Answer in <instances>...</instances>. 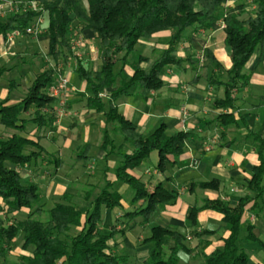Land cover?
<instances>
[{
    "label": "trees",
    "instance_id": "1",
    "mask_svg": "<svg viewBox=\"0 0 264 264\" xmlns=\"http://www.w3.org/2000/svg\"><path fill=\"white\" fill-rule=\"evenodd\" d=\"M36 1V10L15 13L0 23V41L4 43L7 35L16 29L24 33L25 28L36 18L47 14V55L57 60L63 51L72 54L68 39L72 25H81V31L92 32L98 42L100 69L93 72L77 60L76 74L79 80L85 82V107L102 113L104 117L105 125L101 130L99 148L104 151L105 156L118 150L117 153H121L123 160L115 167V182L106 180L104 175L103 184L92 201L90 199L95 188L85 192L83 199L90 201V207L85 213L71 203L67 194L50 209L43 210L39 206L38 185L22 184L19 174L5 165L6 162L16 166L28 165L43 154L42 147L38 141L21 134L0 140V214L11 215L27 210L24 219L10 225H5L0 217V259L10 253L21 233V250L26 254L18 262L11 264H129L128 254L116 253L118 239L123 238L125 248L133 249L124 238L125 234L133 231L139 221L148 223L155 212L162 211L167 203L176 198V192L167 191L162 184H157L149 192L128 171L138 167L152 152H156V169L165 172V165L170 158L174 163L183 153L186 140L194 136L185 132L167 135L164 124H161L151 135L145 137L138 133L134 124L119 114L116 101L128 97L133 89L160 90L164 86L161 80L164 71L183 63L177 56V47L185 39L186 32L194 28H208L221 19L225 34L223 44L230 50L231 68L227 71V81L221 84L224 87V97L220 104L232 109L231 91L239 84L246 83L247 77L243 70L247 61L257 53L259 61L264 62V0H241L244 3L235 5L227 13H224V7L228 0ZM245 2L254 5V13L237 22L234 13L237 10L244 11L247 8ZM163 32L169 33L166 47L154 49L151 65L147 69L141 66L150 61L147 58L140 57L137 62H130L129 57L140 40L152 39ZM118 63L120 68L115 72ZM126 66L132 70L130 76L124 71ZM60 74L54 68L44 69L35 76L20 103L6 106L1 102L0 124L21 133L26 126L19 118L21 112L34 108L31 122L38 129L50 126L53 120L45 119L41 109L54 102V98L48 96L46 90ZM104 93H107V111L99 96ZM215 121L224 128L234 124L232 114L218 115ZM107 125H112L111 131ZM110 132L123 138V144L118 148ZM245 138L251 142L259 157V165L252 168V177L246 186L251 196L241 198L235 208L220 200H203L200 207L188 209L187 218L194 226L197 224L196 216L202 210L221 214L224 224L222 229L228 233L221 249H216L209 255H200L203 264H251L245 245L240 240L242 224L245 225V241L257 245L264 252L263 242L254 234L255 226L243 221L248 212L264 222V139L251 131ZM125 144L129 146V153L123 152ZM88 149L89 145H85L82 152L76 155V160L85 161ZM117 182L127 185L129 192L133 194L131 211L124 212L122 218L115 220L110 226H100L104 209L121 208L122 196L113 188ZM217 185V181H212L191 183L190 187L205 190L216 189ZM72 229L77 230V233L70 234ZM150 233V237L142 242L149 246L148 257L142 264H179L177 253L182 248L183 237L171 228L160 226L151 228ZM212 234L214 233L204 231L196 236L200 238ZM170 240L174 241L172 248H169ZM199 245L206 244L199 240Z\"/></svg>",
    "mask_w": 264,
    "mask_h": 264
},
{
    "label": "crops",
    "instance_id": "2",
    "mask_svg": "<svg viewBox=\"0 0 264 264\" xmlns=\"http://www.w3.org/2000/svg\"><path fill=\"white\" fill-rule=\"evenodd\" d=\"M233 2L227 1L225 7H232ZM247 4L249 3L246 2ZM7 17L0 18V23ZM222 26L223 23L218 21L208 28H194L186 32L185 39L177 47V56L183 63L179 67L171 66L164 71L161 77L164 86L160 90L133 89L128 97L116 101L119 114L134 124L138 133L145 137L151 135L161 124H164L167 135L185 132L194 136L186 140L183 153L174 163L170 158L165 165V172L156 169L158 155L157 158H152L156 152H152L138 167L128 171V174L143 183L149 192H152L157 184H162L169 192H176V198L167 203L162 211L155 212L148 223L139 221L133 231L125 234L124 238L133 249L125 248L123 238L117 241L116 253H121V249L125 248V254H128L127 251L135 254L134 258L129 257V261L132 259L134 263L142 264L148 257L149 246L142 242L150 237L151 228L160 226L171 228L183 237L182 248L177 253L179 264H203L200 255H209L214 250L221 249L228 233L222 229L224 224L221 221V214L212 210H202L197 214V224L194 226L187 218L188 209L200 207L203 200H220L235 208L241 198L251 196L246 186L252 177V168L259 165V157L251 142L245 137L251 131L264 139V62L259 61L257 53L251 56L243 70L247 77L246 83L239 84L231 91L233 108L222 107L220 102L224 97V87L221 84L227 81V71L231 68L230 50L223 44L225 34ZM82 33L88 37L86 43L90 47V39H93L94 35L87 30ZM155 36L168 39L169 33L163 32ZM39 38L43 39L48 52V37L45 35ZM166 42L167 40L162 45L157 42L147 49L145 40H140L129 57L130 62L135 63L140 57L147 58L150 61L141 65L147 69L151 65L154 49L165 48ZM15 43L12 47L14 51L8 54L6 52L8 47L0 41V103L3 102L6 106L20 103L35 76L44 69L53 68L51 65L42 68L24 90L22 86L25 82L24 74L28 66L32 67L34 62L18 55L17 49L21 43L18 40ZM32 48L35 50L34 46ZM199 51L205 57L203 69L197 67L198 62L194 59ZM86 56L85 61L81 60V56L78 57L82 65L93 72L99 70L101 61L97 48L90 49ZM52 61L57 64L58 59ZM57 65L58 68L54 69L61 73L59 76H65L69 88L77 92L74 93L76 97L70 98V102L67 103L69 109L64 116H61L57 96H52L48 88L46 93L54 98V102L41 109V113L45 119L51 118L53 123L46 128L38 129L31 122L35 112L32 108L20 114L19 118L26 123L23 132L19 133L0 124V140L21 134L38 141L43 149V154L38 159L25 166H16L8 162L5 165L19 174L22 184L38 185L39 205L52 206L58 202V198L67 194L71 203L85 213L90 207V201L99 192L104 175L106 180L115 182L114 170L116 165L122 162L123 157L121 153H117L118 150L112 155L105 156L104 151L99 148L101 130L105 125L104 117L102 113L85 107L83 97L86 95L85 82L77 77L78 64L67 63V69ZM124 71L128 76L132 74L129 66L124 67ZM106 94L99 95L104 102L105 111L108 110ZM221 114H232L234 124L221 127L215 121ZM107 128L111 131L110 126L107 125ZM111 137L116 148L123 144V138L117 133H111ZM85 145H89L87 159L77 161L76 155L82 152ZM123 152H130L127 144L124 145ZM67 157L71 159L67 160ZM212 181H217L216 189L202 190L190 187L191 183ZM92 187L95 189L90 201L87 202L83 197ZM113 188L122 196L121 208L104 209L101 223L105 214L112 213L111 217L120 220L124 212L131 211L130 202L133 194L129 192L128 186L117 182ZM80 191L84 192L82 196L77 194ZM26 213L27 210H21L12 215H22L24 219ZM243 221L251 222L255 226L254 234L264 244V230L258 234L256 229L260 222H264L248 212ZM101 223L100 226H103ZM111 223L110 225L114 222ZM261 225L264 228V224ZM204 231L214 234L203 235L200 238L196 236ZM199 240L204 241L206 245H199ZM172 247L174 241L170 240L169 248ZM252 254L250 256L247 254L251 264L264 263V254L260 255L258 251Z\"/></svg>",
    "mask_w": 264,
    "mask_h": 264
},
{
    "label": "rangeland",
    "instance_id": "3",
    "mask_svg": "<svg viewBox=\"0 0 264 264\" xmlns=\"http://www.w3.org/2000/svg\"><path fill=\"white\" fill-rule=\"evenodd\" d=\"M11 1H14V0H11ZM17 1H18V3L16 4V6L13 5V6L4 7L0 11V18H4L6 16H11V15H13L15 13H20V12H22L24 10H31V9L37 7V1L36 0H17ZM228 1H231V0H228ZM233 1H234L233 4H232L233 8H234L235 5L243 2L241 0L240 1L239 0H233ZM245 4H246V2H245ZM246 6H247V8L244 11L237 10L234 13L235 21L240 22V21L246 19L247 17H249L252 13H254V10H255L254 5L249 3ZM232 7L231 6L230 7H224V13H227ZM220 21H222V20L220 19ZM34 24H37V26H35ZM33 25H34V28H35V33L27 35V36L26 35L25 36L21 35L19 37H16L13 40L14 43H15V41L17 42V40L21 43V46L17 49L18 50V55H22L24 57V59L33 60V62H34L33 63L34 65H32V67L28 66V70L24 74L25 75L24 76L25 82L22 84L24 90L26 89V87L29 86V84H30L32 78L34 77V75L37 74L45 66L51 65L53 68L57 69L58 68L57 64H59V65H62L63 67H66V66L68 67L67 63H70V65H75V64H77L76 61L79 59L78 57H76L74 55V50L73 51L71 50L72 54L67 53V51H63L62 55L58 58L57 64L54 63L52 61V58L46 54V52H47L46 44L44 43L43 39L39 38V37H43V36L46 35L47 14H43L42 16H39L38 18H36L34 20V22H32L30 24V26H33ZM166 38L161 37V36H154V37H152V39L145 40V42L147 43V45H146L147 49L151 48L153 46V44H155L157 42H158L157 44L162 45V43L167 40ZM68 39H69L70 46H71V42L72 41H77V40H82L83 41L84 45L81 46L79 48V50L76 51V53L78 52L80 54V56H81L80 58L83 61H85V58H87L86 54H87V52H90L91 48H93L94 50L96 48H98V42L96 41L95 37L93 39H90V43L89 44L91 46L89 47L87 45L86 41L88 40V37H85L83 35V33L81 31V25L74 24V25L71 26L70 34L68 36ZM14 43H13V45H14ZM13 45H11L10 47L7 46V45H4L5 47H8V49L6 50V52H8V54H11V52L14 51V50H12L13 49L12 48ZM33 46H34L35 50L32 48ZM24 48H26L25 51H23ZM194 59L198 62L197 63V67L199 69L205 68V66H204L205 57H204V55L202 54L201 51H199L195 55ZM67 67H66V69H67ZM119 68H120V64L118 63L116 65V67H115V72H117L119 70ZM62 77H65V76H62ZM74 93H77L76 90L70 89L68 82H67V89H62V90L58 91L57 98H58V106H59V108L61 110V113H62L61 116H64V114L66 113L67 109H69L67 107V103L70 102V100H71L70 98L76 97ZM110 129H112V125H110ZM67 155H68V153H67ZM155 157L157 158V154L153 153L152 158H155ZM66 159L70 160L71 157H69V158L67 157ZM68 164H70V163H68ZM83 193H84L83 191L82 192L80 191L77 194L79 196H82ZM59 201H61V198H58V202ZM39 206L43 210H48L53 205L52 206L39 205ZM82 210L84 211V207L82 208ZM111 214L112 213L105 214V216L103 217V221H102L103 224L101 223L103 226L104 225L109 226L110 222H112V223L115 222L114 220L116 218L113 217V216L111 217ZM22 217H24V216H22V215L14 216L12 214L11 215H2L1 216V218H3V221H4L5 225H10V224H12V223H14L16 221H20V220H22ZM261 224H264V223L260 222V224H258L257 228H256L258 234L262 230H264V228L262 227ZM76 233H77V230H75V229H72L70 231V234H76ZM245 234H246L245 225L242 224L241 228H240V237H241L240 240L242 239V242H243L242 244L245 245V249H247V254L250 256L252 253H255V252L258 251V253L260 255L261 254L263 255L264 253L259 249V247L257 245L251 244V243H247L245 241V239H244ZM118 240L120 241V238ZM21 243H22V236H21V233H19L17 238H16V240H15V242H14V245H13L10 253L4 259H0V262H4L6 264H11V263H14V262H18L19 258L23 254H26L25 252H23L21 250ZM119 245H122V244L119 243ZM250 249H251V251H250ZM124 252H125V248H122L121 249V253H124ZM127 253L129 255V257H131V258L133 257L134 258L135 254L131 253L130 251H127ZM133 263H134V261L131 259L129 261V264H133ZM134 264H140V263H136L135 262Z\"/></svg>",
    "mask_w": 264,
    "mask_h": 264
},
{
    "label": "built area",
    "instance_id": "4",
    "mask_svg": "<svg viewBox=\"0 0 264 264\" xmlns=\"http://www.w3.org/2000/svg\"><path fill=\"white\" fill-rule=\"evenodd\" d=\"M18 3L17 0L15 1H11V0H0V11L4 8V7H7V6H13ZM37 8H33L31 10H36ZM25 11H28V10H24L22 12H25ZM34 22V21H33ZM35 26H37V24H34ZM34 25L33 26H27L24 30V33L21 31V30H14L12 32H10L8 35H7V39L6 41L3 43L4 45H7V46H11L13 45V40L16 38V37H19L21 35H30V34H33L35 33V28H34ZM223 27V26H222ZM84 43L82 40H77V41H72L71 42V50L73 51L74 50V55L76 57H80V54L76 51L79 50V48L81 46H83ZM91 50H93V48H91ZM67 78L66 77H62V76H58L56 82L49 87V93L52 95V96H57V93L59 90H62V89H67Z\"/></svg>",
    "mask_w": 264,
    "mask_h": 264
}]
</instances>
